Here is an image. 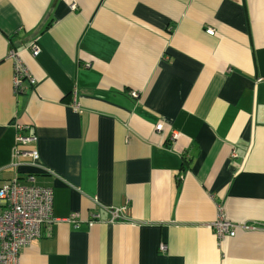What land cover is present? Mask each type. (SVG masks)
Returning a JSON list of instances; mask_svg holds the SVG:
<instances>
[{
    "label": "crops",
    "instance_id": "crops-1",
    "mask_svg": "<svg viewBox=\"0 0 264 264\" xmlns=\"http://www.w3.org/2000/svg\"><path fill=\"white\" fill-rule=\"evenodd\" d=\"M28 176L55 222L21 264H264V0H0V188Z\"/></svg>",
    "mask_w": 264,
    "mask_h": 264
},
{
    "label": "built area",
    "instance_id": "built-area-1",
    "mask_svg": "<svg viewBox=\"0 0 264 264\" xmlns=\"http://www.w3.org/2000/svg\"><path fill=\"white\" fill-rule=\"evenodd\" d=\"M75 9V5H72ZM213 34L212 29L209 30ZM39 48L33 46V54H37ZM15 91H21L22 80L29 77L27 69L20 63L15 54ZM36 81L31 79V84ZM134 98L138 93L131 94ZM163 125H157L156 131L163 132ZM16 150L15 157H24L30 159V165L40 166V154L36 147L38 138L35 135H26L24 127L17 125ZM178 134L172 135V140L178 138ZM30 147V149H27ZM26 148V149H25ZM90 226L99 220L98 215H93ZM114 220L123 219L119 210L113 211ZM78 214H74L69 220L76 223ZM55 222L53 217V192L52 189L40 187L34 176H28L25 180L15 178L5 183L0 188V264H21L22 252L39 239L45 226L50 227ZM216 233L219 240L225 237H235L241 227L232 224L230 221L221 217L218 221L209 226ZM252 227V226H251ZM167 250L162 246V251Z\"/></svg>",
    "mask_w": 264,
    "mask_h": 264
}]
</instances>
